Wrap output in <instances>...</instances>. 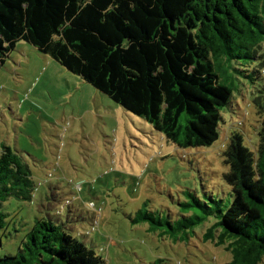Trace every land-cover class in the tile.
Returning <instances> with one entry per match:
<instances>
[{
    "label": "trees",
    "instance_id": "16d2710c",
    "mask_svg": "<svg viewBox=\"0 0 264 264\" xmlns=\"http://www.w3.org/2000/svg\"><path fill=\"white\" fill-rule=\"evenodd\" d=\"M19 41L50 55L181 148L218 140L222 110L233 95L228 74L220 73L225 63L255 83L257 141L248 146L242 133L230 131L223 151L233 201L224 208L220 198H212L213 206L193 196L174 221L158 220L146 209L133 221L152 217L183 240L214 217L204 240L224 245L232 253L230 264H261L264 0H0V68ZM239 63L245 69L235 66ZM35 189L24 156L4 144L0 208L9 197L32 200ZM5 217L0 212V227ZM0 264H106V259L47 214L35 218L17 253L0 255Z\"/></svg>",
    "mask_w": 264,
    "mask_h": 264
},
{
    "label": "rangeland",
    "instance_id": "374dc122",
    "mask_svg": "<svg viewBox=\"0 0 264 264\" xmlns=\"http://www.w3.org/2000/svg\"><path fill=\"white\" fill-rule=\"evenodd\" d=\"M230 64L220 72L228 74L233 95L222 110L218 140L181 148L50 55L19 41L0 68V154L7 144L23 155L36 189L32 200L9 197L0 208L6 214L0 255L17 253L35 218L50 214L106 264H230L224 245L204 240L214 217L183 240L152 217L133 221L139 209L174 221L193 196L213 206L212 198H220L224 208L233 201L224 177L227 137L238 131L253 146L260 121L253 102L257 85Z\"/></svg>",
    "mask_w": 264,
    "mask_h": 264
},
{
    "label": "built area",
    "instance_id": "2783aa9c",
    "mask_svg": "<svg viewBox=\"0 0 264 264\" xmlns=\"http://www.w3.org/2000/svg\"><path fill=\"white\" fill-rule=\"evenodd\" d=\"M91 205L94 206V203L92 202Z\"/></svg>",
    "mask_w": 264,
    "mask_h": 264
}]
</instances>
